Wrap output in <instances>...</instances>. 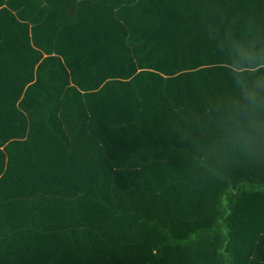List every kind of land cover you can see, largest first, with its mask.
Wrapping results in <instances>:
<instances>
[{"label":"trees","instance_id":"16d2710c","mask_svg":"<svg viewBox=\"0 0 264 264\" xmlns=\"http://www.w3.org/2000/svg\"><path fill=\"white\" fill-rule=\"evenodd\" d=\"M229 21L264 0H0V264H264V164L211 150Z\"/></svg>","mask_w":264,"mask_h":264},{"label":"clouds","instance_id":"9594fccd","mask_svg":"<svg viewBox=\"0 0 264 264\" xmlns=\"http://www.w3.org/2000/svg\"><path fill=\"white\" fill-rule=\"evenodd\" d=\"M229 21L222 36L210 31L227 64L232 92L210 103L217 146L245 163L264 164V34L251 27L237 35Z\"/></svg>","mask_w":264,"mask_h":264}]
</instances>
